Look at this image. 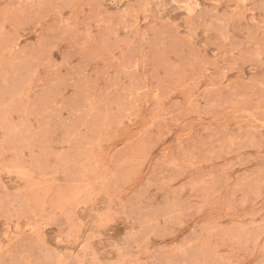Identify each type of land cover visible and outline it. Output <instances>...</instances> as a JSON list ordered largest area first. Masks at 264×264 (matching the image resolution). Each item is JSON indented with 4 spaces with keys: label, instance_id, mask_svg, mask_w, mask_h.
Masks as SVG:
<instances>
[{
    "label": "rangeland",
    "instance_id": "obj_1",
    "mask_svg": "<svg viewBox=\"0 0 264 264\" xmlns=\"http://www.w3.org/2000/svg\"><path fill=\"white\" fill-rule=\"evenodd\" d=\"M0 264H264V0H0Z\"/></svg>",
    "mask_w": 264,
    "mask_h": 264
}]
</instances>
